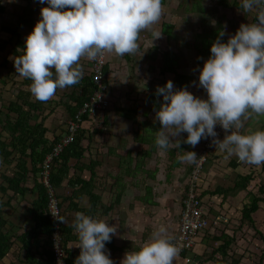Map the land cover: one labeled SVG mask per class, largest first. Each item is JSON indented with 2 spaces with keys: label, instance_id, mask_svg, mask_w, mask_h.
Listing matches in <instances>:
<instances>
[{
  "label": "clouds",
  "instance_id": "clouds-1",
  "mask_svg": "<svg viewBox=\"0 0 264 264\" xmlns=\"http://www.w3.org/2000/svg\"><path fill=\"white\" fill-rule=\"evenodd\" d=\"M45 2L42 18L25 38L23 54L14 59L18 76L32 81L28 87L40 100L82 79L81 57L102 60L106 51L134 53L142 30L151 29L154 39L162 36L153 25L163 14V0H40ZM240 3L245 12L256 13L255 20L241 23L227 41L223 39L226 30H220L210 56L202 67L196 66L198 83H192L203 88L207 98L195 95L187 85L175 88L172 80L157 86V94H163L164 101L156 113L162 124L155 132L158 149H179L182 143L195 146L202 138L213 137L212 143L226 153V158L235 155L247 164L264 165V130L240 131L254 114H264V0ZM83 123L84 119L81 127ZM217 124L226 130L223 139ZM184 132L188 133L186 138L181 135ZM198 151L183 150L180 154L179 150L177 158L194 165ZM52 214L67 223L65 217ZM71 224L81 249L74 264H115L106 242L112 240L117 225L83 211L75 212ZM171 235L160 226L139 250L126 252L120 264H173L179 248Z\"/></svg>",
  "mask_w": 264,
  "mask_h": 264
},
{
  "label": "crops",
  "instance_id": "crops-1",
  "mask_svg": "<svg viewBox=\"0 0 264 264\" xmlns=\"http://www.w3.org/2000/svg\"><path fill=\"white\" fill-rule=\"evenodd\" d=\"M170 1L173 0H165V4H163V14L160 18L159 25L158 22L153 25V29L161 31L162 36L154 39L152 36L151 29L142 30L138 40L139 42L138 50L131 54L128 53L125 54L126 59L124 61H129V63H132L129 67V69L131 68V72L133 71V74L131 75L144 77L145 76L144 71L147 72V75L149 73L150 75L157 73L156 72L158 70L157 66H160L159 70L161 72L165 63L164 54L167 52L175 55L178 73H180L181 75H186L188 77H191V74L189 75L185 71L183 72L179 71L180 66L183 64L182 60L179 58V49L177 47L173 48L172 46L171 47L169 46V42L171 41L173 43L175 41L174 39H177L178 37V34L174 33L173 24L163 21L164 15H167V5L169 4ZM37 3H39V7L37 6L38 10L37 12H35L34 18H36V16L40 14L42 7L47 6L46 2L45 4H41L40 0H38ZM35 5L36 2H34V6ZM201 6L203 8V11L199 10ZM215 6H218L219 9L224 8L230 12V14L227 15L229 17H224L223 13L221 12L220 14L222 15V17L218 18V20L216 21V25H214L215 27L211 26L214 27V29H216L218 23L219 22L222 23L223 29L226 30V35L224 36L226 40L228 39L229 35L234 34L236 32V30L240 27L241 23H250L255 19L256 16V13L254 11L245 12L242 9L240 0H233L232 2L229 0H195L193 3L187 4V8L185 9V12L187 13V15H191V17L200 15V18L201 17L206 18L205 16H209L212 18L211 11L212 8ZM22 12H23V8H22ZM230 16H233L231 18H234L235 20L232 21ZM226 18H229L228 24H225ZM235 22L236 24H234ZM164 24L170 25L172 27L171 37H168L165 33H163ZM167 32H169V30H167ZM163 38L166 39V43H165L166 46H164ZM147 40H149L150 42L143 46L142 43ZM166 47L167 49H165ZM152 50L153 51L155 50L154 53L151 52ZM108 57L110 62V68L111 66H113L114 68V65L117 64L118 60H120L118 58V54H116L115 52H109ZM90 60L91 59L87 57H81L79 61L83 66V73L85 75L90 73V68H89V65H91ZM144 60H148L147 67H141ZM199 63L200 64L204 63V59L203 62L201 59H199ZM113 68L110 69V71L111 70L115 71V69ZM129 69L127 74L130 75ZM153 69L155 70L153 71ZM118 74L119 73H117L116 71L115 73L110 72V78H112V76L117 77ZM165 74L173 75L171 73H165ZM165 74L162 73V76ZM172 79H174V75L171 78V80ZM190 85L191 82L188 88L190 87ZM145 88L146 90L144 91H146L147 93L148 91L157 92V89L152 90L149 86H145ZM0 92L2 93L1 90ZM69 93L70 90H68L67 88H60L58 92V94H62V95ZM91 94L92 93H90V95ZM31 95L32 93L30 89L26 87V89H23L20 92L17 99L12 101L20 102L21 100H19V96L29 97L31 101H36L37 98L32 97ZM90 95H88L87 98H89ZM145 95H146L145 97L146 102L148 104H151L148 102V98L151 95V93ZM161 98L163 99V94H159L157 96V100L160 103L159 109L163 104L161 102ZM49 99L60 100V98L58 99L57 96H53ZM135 99L136 97L130 99L129 101L130 105L128 103L127 106L114 107V111L107 113L109 128H106V130H109L110 126L114 127V124L115 125L117 124L118 126H128V125L132 126V125H137L135 123H138L139 127L141 128V131L139 133L140 141L139 142L135 141V143H138L139 146H141L145 150V153H149L145 158V160L147 161V166H149V163H153V162L156 163L161 156H164V150H160L158 148L154 149L153 147L150 151H148V147L150 144L156 146L155 135L153 134H155V132L162 127V124L160 123V121L158 123H151L150 121H147L148 119L146 117H142L141 121H138L139 120L138 112H140V110L143 109V107H140V104L138 103V101H135ZM68 101L69 99L65 97L63 99L64 104L62 102L61 105L55 106V108H52L50 110L48 109V106L45 108L46 110L44 112V116L46 118L44 122V127L46 128L47 133L45 134L44 138L49 141V144H54V140L56 136L63 135V132L65 130L64 129L65 124L70 119L69 112H67L65 108V104L66 102L68 103ZM9 102L11 101L6 102L4 100L2 93V100L0 101V106L2 105L6 106L8 105ZM152 109L155 112L154 113V117H155L158 110L154 108ZM117 113H119V115H117ZM140 125H142V127ZM1 128H3V125L0 126V129ZM82 128L86 130L85 139L82 141L81 144L83 149H86L84 157L81 158L80 161L75 158H70L68 159L67 163L64 165H63L64 162L60 160L55 167L56 168L55 173L56 172L59 173V171L61 172L64 171L65 169L68 170V175L63 179L62 183L55 186L57 195L59 197V201L61 202V208L63 209V216L67 219V223L64 222L63 224V234L68 243L67 246L65 247L70 252V257L67 261V264H74L76 258L79 256L81 251V249L77 246L78 236L71 224L72 220L74 219L75 212L77 211H83L86 214H89L93 217L104 219L105 221L109 222V224L112 225H114V223L117 221L119 227L120 225L123 226L121 229L119 228V230H117L115 234H112L113 238L111 241L106 242V249L110 250L111 258L115 261V264H120L126 252L131 250H139L142 247L145 240L148 239L147 235L149 233L151 235V233L154 230L162 226L158 222L160 218L156 217L157 215L151 216L152 219H156L155 222L153 223V227H151L148 224L149 216L147 214V207L157 208L152 210V212H158V211H162L160 209L161 206L166 207L167 210L173 209L171 207L179 206L178 211L180 212L182 211V205H181L182 197L185 193L186 184H187L186 181H189L190 172L192 170L191 166H193L192 165L193 162L180 161L177 158L178 149L171 151L169 156L170 158H172V166L174 169H177L182 173L181 174V177H183L182 180L177 181V183L175 182L170 184L159 182L155 187L148 185L144 186L142 184H139L140 187H138L139 188V192H138V188L136 186L139 185L134 183L136 186L135 185L133 186L132 183L134 181L133 174L135 175V172L141 173L142 171L135 168V164L132 165L121 164L120 163L121 157H126L127 154L118 151V154H120L121 157L118 155L117 158L118 163L115 168L116 170L113 171L106 170L105 174L103 175V171L101 168L103 166L102 162L105 160V157L99 155V151H97L96 147L102 145L101 144L102 139L104 138L105 134L93 133L92 124L87 120L84 121ZM257 129L264 130V114L261 115L254 114L247 121H245V127L240 131L248 133ZM132 130H134V128H132ZM115 132L117 131L115 130ZM115 132L113 131V133L111 132L110 133L113 134L114 136ZM133 132H135V130ZM2 134L8 137L6 131L2 130ZM181 135L186 138L188 133L184 132ZM7 137H3V140H6L7 142L6 144L8 147L6 153L9 154L8 155L9 160H7L8 158L4 159L2 156H0V173L13 175L15 173V170L17 169L16 165L17 162H19L20 155L18 153V150L14 149L11 142L7 140ZM28 140H29L28 142L30 143V148L32 145H35L36 141L30 140V133L28 135ZM111 147L112 144L109 143L107 147L108 151ZM197 148H198V144L193 146L187 143H182L180 145L179 150H180V154H183V150L196 151L197 153ZM39 150L40 149H38V151ZM214 150L215 151H213L210 154V159H208L207 166L205 167L206 168L205 175L203 176V179L199 186L200 191L202 192V199H201L203 202L202 205L204 206L210 218L209 227L213 221L212 219H214L216 223L221 222L220 220L221 215L218 211L222 208L223 204H225L230 198H234L236 195L237 196L240 195L241 198L242 197L244 198V193L246 192V191H240L234 196L229 194V196L226 195L224 197L223 194L219 193V190L232 191L231 189L234 188L235 182L239 176L252 175V177H254V175L257 173V170L254 166L249 167L247 163L245 165V162L240 161L238 157H236L235 155L226 158V153L224 151L220 150L219 148H215ZM110 151L113 154L109 156V159L113 160L114 162V160L116 159L115 156H117L116 150L111 148ZM128 151L129 150H127L126 153H128ZM27 152L30 153V149H28ZM65 156L67 155L65 154ZM152 158L154 159L157 158V159L151 161ZM25 161L26 163H28L27 164L28 170H31L32 160L30 158H25ZM129 166L130 169H128ZM246 167L249 168L248 170L251 171H247ZM262 170L264 172V165H262ZM153 174H155V179L152 177ZM157 174L160 175L159 169L158 171H154V173L149 175L151 180L153 178L152 180L153 182H156L158 178ZM185 176L186 179L184 178ZM36 179H37L36 176H33L31 174L30 176L26 177L25 182L20 184L23 193L14 195L12 191L7 192L6 194H3L0 191V201L7 202L8 201L7 198L11 197L10 198L11 209L5 208L7 213L6 218L10 220L11 223L10 225H8V227L13 228L17 234H21L25 230L29 228H33L39 221V219L32 218L33 214L31 213V209H33V206L36 205L35 200L39 201V198L41 197L39 193V190L41 189L40 188L41 185ZM1 183H2V179L0 178V185ZM4 185L7 186V184ZM152 194L155 196L157 194L158 198H152ZM169 199H171L172 202H170ZM178 200H181V203L177 205L175 204V202H177ZM249 201L250 200L248 199V201L242 203L240 207L241 219H242L243 206L249 204ZM38 203L40 206L43 205V209H44L45 206L44 202L39 201ZM262 206H264V202L260 203L259 208ZM136 209L139 210V218L143 217L146 221L142 225L138 224L136 226H132L133 214L131 213ZM166 209L164 208L163 211ZM258 212H260V210ZM258 212L252 214L255 224L257 220L255 215H257ZM41 213L47 214V212L45 211H42ZM118 232H122L124 234L125 238L123 240L119 237ZM172 232L173 229L167 230V235L171 234ZM200 238H198L199 240L198 243L202 242L203 240ZM210 239H213V236ZM41 244L42 242L38 243V248L34 249L33 255L36 260L42 262L45 259V255L43 254V249L41 248ZM192 252L196 254L195 249ZM181 256L183 257L185 255H181ZM192 257L194 258V254ZM186 261L190 262V260H186ZM0 264H29L27 251L23 249L22 244L20 242L16 241L13 247L11 248L10 252H8L2 259H0Z\"/></svg>",
  "mask_w": 264,
  "mask_h": 264
},
{
  "label": "rangeland",
  "instance_id": "rangeland-1",
  "mask_svg": "<svg viewBox=\"0 0 264 264\" xmlns=\"http://www.w3.org/2000/svg\"><path fill=\"white\" fill-rule=\"evenodd\" d=\"M2 5L5 6V12L3 14H0V27L1 26H8V27H14L18 21V16L22 12V8L26 4L25 1L22 0H0ZM180 1V2H179ZM195 0H173L170 1L167 5V15H164L163 21L172 23L174 26V33L178 34L177 39H174L175 41L172 43L169 42V46L175 48L177 47L179 49V58L182 60L183 64L180 66V72L185 71L187 74H191L192 79L191 85L188 88L190 91H192L195 95L201 96L202 98H207L206 91L201 88L197 87L192 83V81H197L198 83V77H199V70L197 69V65H202L199 63L198 57H201V54L196 50L195 47V39L199 34H204L212 29H214V25H216V21L218 18L222 17L220 14L223 13L224 17H229L227 15L230 14L229 11H227L224 8L219 9V5L212 8V18L209 16H205L206 18H200V15L191 17V15H187L185 12V9L187 8L188 3H193ZM233 1V0H229ZM215 8V9H214ZM233 16H230V18ZM41 15L36 16V21L41 19ZM209 19V20H208ZM228 19H225V24H228ZM232 21H234V18H231ZM212 20V21H210ZM160 20L158 21L159 25ZM236 24V22L234 23ZM214 26V27H211ZM31 31L28 30V28H24L22 30V33L24 35V38L30 33ZM167 33V31H166ZM150 38V37H149ZM9 39V34L0 31V42H3L5 40ZM164 39V46L166 43V39ZM150 41H144L142 45H146ZM148 47V46H147ZM11 49V46H8L4 51H0V65L3 63L5 59H8V64L5 67L0 66V90L3 93L4 100L6 102L16 100L18 95L23 89H26L22 85V77L18 76L19 73L16 71L15 64H14V57L13 55L9 54V51ZM167 49V47L165 48ZM153 52V50L151 51ZM206 56V55H205ZM118 58L120 60L117 61V64L111 66L110 68V62L108 57V69L109 72L115 71L118 74L117 77L112 76L110 78V73L108 76H105L106 84L109 88V95H107V99L109 100V105L106 110V113L114 111V107H120V106H127L130 99H133L136 97L135 101H138L140 104V107H143V109L138 112V121H141L142 117H146L151 123H158L159 120L156 119V116L154 117V111L152 109L151 104H148L146 102V95L148 93H152L153 91H148V93L144 90H146L145 86H149L152 90L157 89V86H163L162 81L166 82L168 80H171L173 75H163L160 72V66H157L158 70L157 73L147 75V72L144 71V77L141 76H134L133 71L131 72V68L129 69L130 65L132 63H129V61H124L126 59L125 54L119 55ZM143 58V57H141ZM160 58V57H159ZM207 59V56L205 57ZM145 59V58H143ZM188 59V60H187ZM148 60H144L141 67H147ZM115 69L111 70L110 69ZM128 69L130 70V75L127 74ZM155 69H153L154 71ZM136 78V79H134ZM58 93V92H57ZM59 95V96H58ZM54 94L53 96H57V98L62 99V94ZM32 97H35L33 94ZM52 96V97H53ZM51 98V97H50ZM56 98V97H55ZM128 99V100H127ZM161 102L164 103L163 99L161 98ZM47 104L46 106H48ZM130 105V103H129ZM108 115V114H107ZM119 115V113H117ZM137 125H128V126H118L117 124H114V127L110 126L109 130H106V128H109V126H105L103 124V117L102 115L96 117L95 122H92V130L94 128H103V134L104 138L102 139V145L96 147L97 151H99V155L105 157V160L102 162V171L103 175L105 174L106 170H116V165L118 163V151H121L125 154H127V150H129L134 157L136 155L135 162H139L140 160L144 161V164L142 165V172L133 174L134 181L133 186L136 184H142L144 186H152L155 187L159 182L162 183H177V181H181L183 177H181V172L177 169H174L172 166V158H170L169 154L171 151L176 150L175 146H172L168 148L167 150H164V156H161L160 159L155 163H149V166H147V161L144 158L145 150L139 146L138 143H135L134 139V133L141 131V128L139 127L138 123H135ZM142 126V125H140ZM134 128V130H132ZM115 130L117 132H115ZM113 131L115 132V135L113 136ZM111 132V133H110ZM108 134V135H107ZM155 135V134H153ZM107 137V138H106ZM144 137V136H143ZM106 139V141H105ZM203 139V138H202ZM202 139L198 143V148L202 142ZM139 140V136H138ZM140 141V140H139ZM112 144L113 149L116 150L115 160L109 159V156L113 153L108 151V145ZM150 144V143H149ZM154 149L158 148L157 145L150 144L148 147V151H150L152 148ZM179 151V149H178ZM152 152V151H151ZM196 152V151H195ZM121 157V156H120ZM157 158H152L151 161L156 160ZM246 165V163H245ZM250 166H254L257 170V173L254 175L253 180L249 183L248 191L252 193H259V188H264V172L262 170V165H254V164H248ZM207 164L205 165V167ZM261 166V167H260ZM204 167L202 176L205 175L206 168ZM247 168V167H246ZM160 172V175L157 174V180L156 182H153L150 179V176L154 171ZM192 169V166H191ZM247 171H251L248 170ZM255 170V171H256ZM184 175V173H183ZM186 179V176L184 177ZM155 179V178H154ZM188 180V179H187ZM188 182V181H186ZM201 182V181H200ZM136 186V185H135ZM137 188L140 187L136 186ZM139 192V188H138ZM229 196V194H228ZM152 198H158L157 194L156 196L152 194ZM247 199V200H246ZM250 200V195L246 191L244 193V198L240 197V195H236L234 198H230L225 204L222 205V208L218 211L220 213V220L221 222L216 223L214 219H212V223L207 231L201 236L200 239H203L202 242L197 243L195 246V252H188L184 254H177V256L174 259L173 264H218V261L222 259V256L220 254H216L213 257H211V254H213L214 250L217 249L222 242L216 241L214 239H210L212 236H219L222 233H226L230 236L235 237V241L232 242L231 248L228 252V256L223 259L225 262L224 264H232L233 259L239 260V264H264V206L260 207V212L255 215L256 217V224L252 225L248 221H242L241 219V205L245 201ZM170 202L171 199H169ZM181 200H178L175 202V204H180ZM157 206V205H154ZM153 206V207H154ZM161 206V205H158ZM166 209V207L161 206L160 209L163 211V209ZM173 209H166L163 212H152V210L157 208H151L147 207V214L149 216L148 224L153 227V223L156 219H152L151 216L154 215L159 219V224L166 227L167 230L173 229L172 233H176L178 226H179V219H180V211L179 206L178 207H171ZM133 214V220H132V226H136L138 224L145 223V219L143 217L139 218V210L136 209L132 211ZM141 219V220H140ZM114 225H117V230L119 228L121 229L123 226H118L117 221L114 223ZM145 225V224H144ZM143 225V226H144ZM171 233V234H172ZM170 234V235H171ZM119 237L123 240L125 238L124 234L122 232H118ZM146 236V234H145ZM169 236V235H168ZM150 237V233L147 235V238ZM210 242V243H209ZM194 254V258L192 257ZM185 255V256H181ZM190 260V262L186 261Z\"/></svg>",
  "mask_w": 264,
  "mask_h": 264
},
{
  "label": "trees",
  "instance_id": "trees-1",
  "mask_svg": "<svg viewBox=\"0 0 264 264\" xmlns=\"http://www.w3.org/2000/svg\"><path fill=\"white\" fill-rule=\"evenodd\" d=\"M25 5L23 7V12L18 16V21L14 27H8V26H1L0 31L5 32L9 34V39L5 40L3 42H0V51H4L8 46H11V49L9 51V54L13 55L14 59L16 56L23 54V48L26 47L25 44V38L22 33V30L24 28H28V30L32 31L34 29L35 24L37 23L36 19L34 18L35 12H37L39 7V3H37L38 0H24ZM34 2H36V5L34 6ZM163 4H165V0H163ZM70 7V6H69ZM200 11H203L202 6L199 9ZM5 12V6L2 5L0 1V14H3ZM223 29L222 23H218V26L216 29H212L204 34H199L195 41V46L198 50V52L201 54V57L206 60L210 56V49L211 45L214 42V40L217 38L219 31ZM169 30V32L166 33V31ZM163 33H165L168 37L172 36V27L170 25L164 24L163 25ZM225 41L226 38L223 37ZM155 51V50H154ZM153 51V53H154ZM206 55V56H205ZM203 62V59H201ZM91 65H89L90 73L84 74L82 79L76 84L66 86L68 90H70L69 94H65L62 96V99L60 100H54V99H47V100H40L37 99L36 101H31L29 97L19 96L20 102H9L8 105L0 106V126L3 125V128L0 129V156H2L4 159L8 158V155L6 153L7 150V142L6 140H3V137H7L4 134H2V130L6 131L8 134L7 140L11 142L14 149L18 150V153L20 155L19 162H17V169L15 170V173L13 175H7L6 173L1 174L2 183L0 185V191L3 194H6L7 192L12 191L15 194L23 193V190L20 187V184L25 182L26 177L33 175L36 176V180L40 183L41 189L39 190L40 198L39 201L44 202V209L43 205H39V201L35 200V206H33V209H31L32 218L39 219L37 224L33 228H29L25 230L21 234H17L13 228L8 227L10 225V220L6 218V210L5 208L11 209L10 205V198H7V202L0 201V259H2L8 252H10L11 248L13 247L14 243L16 241L20 242L22 244L23 249L27 251L28 255V263L29 264H54V254L53 250L51 249V241H50V235L53 230V223L50 220L49 214H48V208H47V198L48 194L46 192V189L43 186L42 183V174H43V164L46 160V157L53 151L55 146H57L64 134L67 132V127L69 123L73 120H75L79 110L83 106L84 102L88 99V95L92 93V91L95 89L93 78L92 76V65H93V59L90 60ZM164 67L162 69V73H171L174 75V79L172 81L174 82L175 88H183L185 85L187 87L190 84L191 77H188L186 75H181L178 73L177 69V62L175 55L171 53H165L164 54ZM8 64V59H5L3 63H1V67H5ZM203 65V63H201ZM109 69L106 67L105 74L108 76ZM31 80L29 78L23 77L22 79V85L28 87L31 84ZM163 86L166 85V82L162 81ZM29 88V87H28ZM60 88H58L55 92V94L58 95L57 92H59ZM157 92L151 93V95L148 98V102L152 104V108L159 110L160 103L157 100ZM68 98V103L66 102L65 108L67 112H69L70 119L68 122H66L64 127V132L62 136H56L54 140V144H49V141L46 140L45 134L47 133L46 128L44 127L45 122V108L47 107L46 104L48 103V109L55 108V106L61 105L64 98ZM2 100V93L0 92V101ZM64 104V102H63ZM103 117V124L105 126L109 125L108 119H107V113L104 112ZM84 121L87 120L92 124L94 122L92 119H90L88 116L83 117ZM142 127V126H141ZM103 128H94L93 133L103 134ZM229 130L228 132H230ZM30 133V140L36 141L35 145H32L30 148V143L28 142V135ZM85 133L86 130L81 127V130L77 133L75 140L68 145L64 152L59 156V158L55 159L52 164L51 168V177L50 181L51 184L55 187L56 185H59L62 183L63 179L68 175V170L59 171L55 173V167L56 164L62 160L64 164L67 163L68 159L75 158L77 160H81V158L84 157V154L86 152V149H83L82 147V141L85 139ZM226 135V132L223 134L222 139ZM91 136V135H90ZM139 132L134 133V139L136 142H139L138 140ZM89 139V138H88ZM217 148V146L215 147ZM30 149V153L27 152V150ZM38 149H40L38 151ZM111 148L109 149L110 152ZM215 151V150H213ZM212 151V152H213ZM211 152V153H212ZM210 153V154H211ZM65 154L67 156H65ZM147 154L145 153L144 158H146ZM136 157H138L136 155ZM136 157L133 156V154L128 151L126 157H121V164H127L132 165L135 164V168L142 171V165L144 164V161L135 162ZM25 158H30L31 161V170H28ZM210 159V155H209ZM9 160V158L7 159ZM5 163V161H4ZM130 169V166L128 167ZM126 169V170H128ZM136 170V169H135ZM155 178V174L152 176ZM203 176H201L200 181H202ZM253 180L252 175H244L239 176L238 179L235 182L234 188H232V191H220V194H223L224 197L228 194H231L232 196L236 195L240 191H247L250 195V201L249 204L244 205L242 209V221H248L252 225H255V221L252 217V214L258 212L260 210L259 206L260 203L264 202V188H259V194L252 193L248 191L249 183ZM201 183V182H200ZM4 184H7L5 186ZM56 190V188H55ZM200 190V189H199ZM57 192V191H56ZM9 196V195H7ZM184 197V195H183ZM182 197V199H183ZM199 198L202 199V192H199ZM60 202V201H59ZM61 207V202H60ZM62 210V216H63V209ZM45 211L47 212L42 214L41 212ZM207 213V212H206ZM64 217V216H63ZM208 219L209 216L207 214ZM64 223V221H63ZM173 234V233H172ZM66 235V234H65ZM170 235V234H169ZM64 237V246H67V240ZM213 239L216 241L222 242L221 245L214 250L213 254H211V257H213L216 254H220L222 256V259L218 261V264H224L225 262L223 259H225L228 256V252L231 248V244L233 241H235L234 236H230L226 233H222L219 236H213ZM42 242L41 248L43 249V254L45 255V259L41 262L35 259L33 255V251L35 248H38V243ZM65 249H67L65 247ZM67 253V261L70 257V252L66 251ZM240 261L233 259L232 264H239Z\"/></svg>",
  "mask_w": 264,
  "mask_h": 264
},
{
  "label": "built area",
  "instance_id": "built-area-1",
  "mask_svg": "<svg viewBox=\"0 0 264 264\" xmlns=\"http://www.w3.org/2000/svg\"><path fill=\"white\" fill-rule=\"evenodd\" d=\"M255 20V19H254ZM109 52H105L102 60H93L92 76L95 89L89 98L84 102L83 106L79 110L75 120L71 121L67 127V132L64 134L61 142L55 146L53 151L46 157L43 164L42 183L48 194V214L51 222L53 223V230L50 235L52 243V250L54 252V263L62 259L63 264H67V253L64 246V235L62 232L63 221L57 219L52 213L62 216V210L60 207L59 197L55 190V187L51 184V168L53 161L57 159L63 152L65 147L74 141L75 135L81 128L83 117L88 116L93 121L96 117L104 115L109 105L107 95H109V88L104 79L105 69L108 65ZM216 130L219 138L222 139L225 129L219 124L216 125ZM229 131V130H227ZM213 137L202 139L199 146L198 158L193 165L189 181L182 199V211L179 220V226L176 233L170 237L173 243L179 248L178 253H186L192 251L198 238L209 227V219L207 217L206 210L202 205L203 202L199 198L200 192V179L204 170V165L209 159L210 153L215 149L216 145L212 143Z\"/></svg>",
  "mask_w": 264,
  "mask_h": 264
}]
</instances>
